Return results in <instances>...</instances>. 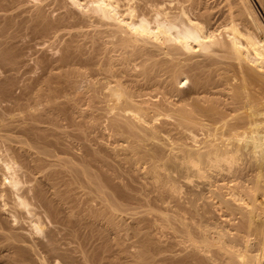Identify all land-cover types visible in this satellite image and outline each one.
<instances>
[{"label":"bare ground","instance_id":"6f19581e","mask_svg":"<svg viewBox=\"0 0 264 264\" xmlns=\"http://www.w3.org/2000/svg\"><path fill=\"white\" fill-rule=\"evenodd\" d=\"M14 1L0 0V69L18 70L24 36L65 43L58 65L36 59L43 74L19 97L11 77L0 81V264H127L129 253L130 264H264V24L250 0H225L224 16L208 0H39L23 19ZM102 120L137 160L173 169L171 212L145 185H116L121 171L107 150L106 160L91 147L90 163L62 143L66 126L85 141ZM98 161L100 174L90 168ZM149 174L152 185L161 180ZM125 208L140 247L125 250L126 263L125 237L111 238ZM150 215L178 242L153 241ZM91 244H120L123 262L103 263Z\"/></svg>","mask_w":264,"mask_h":264},{"label":"rangeland","instance_id":"374dc122","mask_svg":"<svg viewBox=\"0 0 264 264\" xmlns=\"http://www.w3.org/2000/svg\"><path fill=\"white\" fill-rule=\"evenodd\" d=\"M15 1H16V4H15ZM14 1V4H15V6L14 7H16V8H13V10H15V13L17 12L18 14H20V16H19V18L21 17L22 19H23V17H29L30 15H29V13L31 12V9L33 10L34 9V7L38 4H40L41 2H39V0H15ZM37 1V2H36ZM208 2V5H210L211 4V7L215 10H213V9H211V10H213V12L215 13L216 12V14L218 13V15L219 16H224V15H226L227 14V11H228V9H227V6H226V3H225V0H208L207 1ZM250 2H251V4H252V6H253V8L255 9V11H256V13H257V15L260 17V20L262 21V23L264 24V6H262L261 4V1L260 0H250ZM42 4V3H41ZM43 4H45V2H43ZM165 5V4H164ZM166 5H169V3L167 4L166 3ZM34 6V7H33ZM210 7V8H211ZM45 11H46V13H47V15L49 16V18H54L55 16H57V14L59 13L58 11H54L53 10V8H51V7H48V6H46L45 7ZM13 10H12V12H13ZM18 10V11H17ZM27 11H29V12H27ZM24 12V13H23ZM26 12V13H25ZM224 12V13H223ZM14 13V12H13ZM17 14V15H18ZM55 14V15H54ZM221 14V15H220ZM22 15V16H21ZM29 15V16H28ZM52 17H51V16ZM217 15V16H218ZM26 18H24V19H26ZM28 37V38H27ZM31 37V36H30ZM29 36H24V39L23 38H21V39H19V40H21V41H19V40H17V45H16V47H18L17 48V51H19V60H18V62H20V66L19 67H17V71H15V72H6V71H4V70H2V69H0V81H2L3 82V84L4 85H6L7 83H9V77H11L10 79H11V81L13 82V85L12 84H10V86H11V88H10V91L11 90H13V91H11L12 92V94L13 93H15V94H13V96L15 95L16 97H19L18 95H20V92L22 91V89L24 88V86L31 80V78H34V77H38L39 75H41V74H43L42 72L44 71L43 70V66H41L40 67V69H39V65H38V63H37V61H36V59H39V60H41V61H53L52 62V64H54V65H58L59 64V60H57V59H59V58H61L62 56L61 55H64V52H63V50H61V48L64 46V43H65V39L63 38L62 40L61 39H59V38H55V37H53V38H51V37H49V38H45V39H42L41 40V38H43V37H39L38 36V38H37V36L35 37V36H32L31 37V39H29L30 38ZM26 38V39H25ZM33 38V39H32ZM27 40V41H26ZM61 40V41H60ZM23 41V42H22ZM29 41V42H28ZM64 41V42H63ZM27 42V43H26ZM63 42V43H62ZM22 43V44H21ZM40 43V44H39ZM63 45H62V44ZM34 44V45H33ZM25 45V46H24ZM34 48H33V47ZM23 47H25V48H23ZM61 47V48H60ZM59 48V49H58ZM20 49H21V51H20ZM24 49V50H23ZM30 50V51H29ZM36 50H38V51H36ZM32 51V52H31ZM24 52V53H23ZM29 52V53H28ZM39 52V53H38ZM63 52V53H62ZM62 53V54H61ZM22 56H21V55ZM26 54V55H25ZM60 54V55H59ZM31 55V56H30ZM46 55H48V57L46 56ZM59 55V56H58ZM46 56V57H45ZM21 57V58H20ZM42 58V59H41ZM44 58V59H43ZM56 58V59H55ZM21 60H22V64H21ZM24 61V62H23ZM45 61V62H46ZM55 62H56V64H55ZM46 63H48V62H46ZM36 64V65H35ZM38 65V66H37ZM23 66V67H22ZM29 66V67H28ZM31 66H32V68H31ZM26 67V68H25ZM35 67V68H34ZM36 67H38V68H36ZM42 68V69H41ZM36 69V70H35ZM23 70V71H22ZM27 71V72H26ZM41 71V72H40ZM3 72V73H2ZM4 72H6V73H4ZM25 72V73H24ZM31 72V73H30ZM35 72V73H34ZM8 73V74H7ZM19 73V74H18ZM39 73V74H38ZM4 74V75H3ZM14 76H12V75ZM25 76H24V75ZM38 74V76H36ZM21 75V76H20ZM32 75V76H31ZM3 77V78H2ZM8 77V78H7ZM12 77H13V79H12ZM6 78H7V80H6ZM19 80H18V79ZM28 78V79H27ZM24 79V80H23ZM13 80H15V81H13ZM18 81V82H17ZM22 81V82H21ZM28 81V82H27ZM2 82H0V89L4 86L3 84H1ZM5 82V83H4ZM15 82V83H14ZM25 83V84H24ZM21 84V85H20ZM10 86H8V87H10ZM22 86H23V88H22ZM7 87V88H8ZM14 89H13V88ZM15 88H17V89H15ZM22 88V89H21ZM16 90V91H15ZM18 94V95H17ZM3 105V104H2ZM3 106H6V104L4 103V105ZM104 120V119H103ZM101 121V125H99V127H95V128H93L92 130H90L89 131V133L87 134V135H90V136H86L87 137V139H85V141L84 140H80V141H84V143L83 142H79V140H77L76 138V136L74 137V136H72V134L73 135H75L74 134V130H71L72 129V127H67L66 126V131L67 132H69V134H70V137L72 138H69V136H68V139H67V137L62 141V143H65L64 144V146H66V147H68L69 146V148H70V152L74 155L76 152H77V150H78V154H81V153H84L85 152V155H86V157L84 156V155H81L82 156V158L83 159H87V157L89 156V154H87L86 153V151L89 153V151H94V149H91V147L92 148H95V152H101V153H99V155L101 154V155H105V154H109V153H111V154H109V156H107L106 157V155H105V159L107 160V158L109 157L110 159L111 158H113V156H115V158H113V159H109L108 161H106L107 162V164L108 165H110L109 164V161H110V163L112 162V165H113V163H115L113 166H114V169H115V166L116 167H118L119 168V170L118 171H121V172H118V175H119V173H120V175H119V179H120V181H119V179H117V178H114L115 179V183H116V181L117 182H119L118 184L116 183V185H119V184H121V185H119V187L120 188H124V187H122V186H130V187H132V188H141V187H143V188H145V186H146V188L145 189H150L151 191V193H153V195L151 194V195H149L150 197H147L148 199H151V197L153 196V198L159 193V197H166L167 196V199L166 198H163V199H165L164 201H165V203H164V205L162 204V206L161 207H163L162 209H164L167 205H168V207H169V209L167 208H165L166 209V211H164V213H166L167 211H169V210H171L170 209V207H173V192H174V190H173V188H175L178 184L177 183H175V178H176V176H175V172L173 171V169L172 168H170L169 166L167 167V166H165L164 164H163V162H161V161H159V160H157L156 162H155V160L153 161V160H149V159H147L146 161L148 162H146L145 161V159L144 160H137L138 158H136L135 156H133V154H129V152L128 151H124L123 149H125V148H122V147H125L126 146V144L128 143V141H127V139L126 140H124V141H127V142H124L123 143V141H122V139L120 140V135L118 134V133H115V132H113V131H111L109 128H108V126H107V124H106V122L107 121ZM106 120V119H105ZM159 124V123H158ZM103 125V126H102ZM70 128V129H69ZM97 128V129H96ZM71 130V131H68V130ZM74 129V128H73ZM94 131V132H93ZM72 133V134H71ZM76 133V132H75ZM91 133V134H90ZM93 133V134H92ZM106 133V134H105ZM94 135V136H93ZM162 135H164V136H166L165 137V142L168 144V145H170V144H172L171 142H172V140H170L171 139V135L170 136H168V135H166V134H162ZM94 138H93V137ZM117 136V137H116ZM164 136H163V139H164ZM73 137L75 138V139H73ZM93 138V139H92ZM122 138H124V137H122ZM67 140H68V142H67ZM72 140V141H71ZM71 143H70V142ZM75 141V142H74ZM89 141V142H88ZM122 141V142H121ZM72 142H73V144H72ZM85 142H87V143H85ZM99 142H100V146H99ZM111 142V143H110ZM68 143V144H67ZM70 143V144H69ZM74 143H76V144H74ZM91 145L90 146V148H89V144ZM92 143V144H91ZM93 143H95V144H93ZM68 146H67V145ZM79 144V145H78ZM104 144V145H103ZM118 144V145H117ZM72 145H73V147H72ZM77 147H76V146ZM81 145V146H80ZM101 145H103V146H101ZM110 145V146H109ZM128 145V144H127ZM79 146V147H78ZM84 146H85V148H88V150H85L84 149ZM71 147H72V149H71ZM75 147V148H74ZM81 147H83V148H81ZM80 148V149H79ZM97 148V149H96ZM111 148H112V150H111ZM120 148V149H119ZM146 148H148V147H146ZM170 148V151L172 152V151H174L175 152V150H173L172 148H171V146L169 147L168 146V149ZM81 149H83V150H81ZM89 149H91V150H89ZM107 150V151H105V150ZM172 149V150H171ZM79 150H81V151H79ZM100 150V151H99ZM111 150V151H110ZM121 150V151H120ZM76 151V152H75ZM102 151H103V153H102ZM74 152V153H73ZM97 152V153H98ZM107 152V153H106ZM126 152V153H125ZM171 152H169V150H168V153H170L171 154ZM174 152H172V153H174ZM71 153H70V156H68V154L67 155H63L62 157H71ZM76 153V154H77ZM112 153H114V154H112ZM74 155V156H77V158H81L80 157V155L78 156V154L77 155ZM116 154V155H115ZM100 155V156H101ZM129 156V157H128ZM133 156V157H132ZM104 157V156H103ZM132 159H131V158ZM134 157H135V159H134ZM128 158V159H127ZM85 159V160H86ZM104 159V158H103ZM104 159V160H105ZM135 161H134V160ZM81 160V159H80ZM90 160V157H88V159H87V161H85V162H90L89 161ZM113 160V161H112ZM123 160H125V162L123 161ZM130 160V162H128ZM150 162H149V161ZM101 161V160H100ZM133 161V162H132ZM143 163H142V162ZM99 162V161H98ZM96 163V162H93L92 164H91V166H93L94 164H101V162H99V163ZM138 164H137V163ZM139 162H140V164H139ZM155 162V163H154ZM91 163V162H90ZM89 163V164H90ZM154 163V164H153ZM160 163V164H159ZM125 164V165H124ZM147 164V165H146ZM152 164V165H151ZM156 164V165H155ZM97 165H95V166H97ZM102 165V164H101ZM101 165H98V166H100V169H98V166L96 167L97 169H95L94 167H91L90 166V168L92 169L93 168V170L95 171V172H98L99 174H100V172H101ZM108 165H106L107 166V168L106 167H103L104 168V170L103 171H108L107 169H108ZM112 165H110L111 167H113ZM118 165V166H117ZM132 165V166H131ZM141 165V166H140ZM146 165V166H145ZM148 165H149V167H150V165H151V167L149 168L148 167ZM153 165H155L154 167H153V169H152V166ZM126 166V167H125ZM135 166V167H134ZM139 166V167H138ZM127 167H129V168H127ZM132 167V168H131ZM156 167V170H158V171H156L154 168ZM124 168V169H123ZM126 168V169H125ZM143 168V169H142ZM148 168V169H147ZM129 169H133V170H130V172H129ZM99 170H100V172H99ZM115 170H117V169H115ZM128 172H127V171ZM152 170H155V172H156V174L158 173V174H161V175H158L157 174V176H160L159 178L155 175V172L154 171H152ZM163 171L162 173H161V171ZM102 171V172H103ZM149 173H153L158 179L157 180H159V179H161V180H159L158 182H156L154 185H152L153 183H154V180L155 179H150V175H152V174H149ZM136 172V173H135ZM167 172V173H166ZM108 173V172H107ZM140 173V174H139ZM142 173H144V174H142ZM163 173H165V174H163ZM109 174H111V171L109 172ZM131 174V175H130ZM142 175V176H141ZM143 175H145V176H143ZM148 175V176H147ZM164 175H166V176H164ZM171 175H173L172 177H170ZM153 176V175H152ZM163 176V177H162ZM139 177V178H138ZM143 177V178H142ZM146 177V178H145ZM171 179H170V178ZM144 178H145V180H147V181H145L144 180ZM152 178V177H151ZM166 178V179H165ZM122 179V180H121ZM124 179V180H123ZM134 179V180H133ZM140 179H142V180H144L145 181V183H144V181H142V180H140ZM131 180H132V182H131ZM138 180V181H137ZM150 180H153V183H150V182H152V181H150ZM164 180V181H163ZM168 180V181H167ZM114 181V180H113ZM134 181L135 182H137V183H134ZM139 181L141 182V183H139ZM148 181H149V183H148ZM163 181V183L161 184V182ZM158 183V184H157ZM114 184V183H113ZM141 184V185H140ZM143 184V185H142ZM157 184V185H156ZM159 184L161 185V186H159ZM169 184V185H168ZM174 184V185H173ZM145 185V186H144ZM148 185H150V187L148 186ZM174 187H173V186ZM136 186V187H135ZM138 186V187H137ZM157 187V188H152V187ZM158 186H159V188H160V190L158 189ZM165 186V187H164ZM169 188H168V187ZM170 186H172V187H170ZM163 187V188H162ZM166 189V190H163V189ZM154 189L155 190H157V191H154ZM161 190H163V191H161ZM170 192H169V191ZM173 191V192H172ZM157 192V193H156ZM162 194H161V193ZM164 192V193H163ZM165 192H166V194H165ZM154 193H156V194H154ZM171 193V194H170ZM167 194H170V196L169 195H167ZM160 195H162V196H160ZM165 195V196H164ZM172 195V196H171ZM172 197L171 199H172V201L170 202L171 204H172V206H171V204L170 203H168V204H166L167 202H169L170 201V198L169 197ZM158 197V198H159ZM159 199H161V198H159ZM158 199V200H159ZM163 199H162V201H163ZM160 202V201H158L157 202V206L160 204V203H163V202ZM153 202H155V200L153 201ZM152 202V204H154ZM123 203H124V206H126V202H124L123 201ZM94 204H95V201H94ZM170 204V205H169ZM95 205H97V203L95 204ZM161 205V204H160ZM154 206V205H153ZM127 207V206H126ZM158 207H160V206H158ZM158 207H156V203H155V209H158V212H156V214H159V213H163V210H161L162 212H160V208H158ZM124 211H125V215H124V213L122 212V214H123V217H127L126 215L128 214V210H127V208H125L124 209ZM128 211V212H127ZM169 212H171V211H169ZM133 213V212H132ZM131 214V213H130ZM136 216H139V218H142V217H140L141 216V214H139V215H136ZM155 216V215H154ZM154 216H148V218H150L149 219V221H150V223L148 222V225H146V226H148L149 228H150V226L152 225H154V227H156V228H154V227H151L150 229L149 228H146V226H145V228H144V230L146 229H148V231L147 232H149L150 230V233H152V234H150L151 235V238L152 237H154V238H152L153 239V241H155L156 243H158V244H162V242H163V244H167V243H169L170 244V242L172 243L173 241H174V239L178 242V240L174 237V235H172L173 234V232H171V231H173V230H171L170 231V229L168 230V228H165L166 230H164V227L162 226L161 228H158L159 227V221L157 220V215L154 217ZM128 217H130V216H128ZM127 217V218H128ZM152 218V219H151ZM129 220V218L127 219V222H125L124 223V225L127 227V224L129 223L130 224V222H131V218H130V220ZM153 220H156V221H153ZM125 221H126V219H125ZM127 223V224H126ZM153 223V224H152ZM123 225V227L124 228H126L125 226ZM150 225V226H149ZM49 226V225H48ZM53 226V227H52ZM160 226H161V224H160ZM52 227V228H51ZM50 229H54L55 228V226L54 225H50V227H49ZM122 229L121 228V230H120V232L118 231V233H116L115 235L114 234H111V238L113 239V237L114 236H117L119 239H120V237L119 236H121L120 234H122L123 235V237L122 238H124L125 237V240H123L122 238V242H123V246H124V248L122 247V245L120 246L121 247V249H123L124 250V254L123 253H121L120 252V250L121 249H119L118 248V252H116V250H114V249H116L117 248V246H119L120 244H117V245H114V246H110V250H112L111 252H110V250L108 251V250H106L105 249V247H104V249L102 250L101 249V247H102V245L101 244H91L90 245V248H94L95 246H96V248H99L100 246V250L99 249H97L98 251H96L97 253L100 251V253H99V255H100V257L102 258H104L102 261H103V263L104 262H107L108 263V261H106V260H109V261H111V262H115L116 260H118L117 259V257L116 256H118V258L120 259L121 257H122V255L121 254H123V256L124 257H122V259L123 258H125V259H127V253H129V252H132V253H134V251L136 252V250L135 249H140V247H139V245H137L136 244V240H135V236L133 237V235H131V234H133L132 232H131V230L129 231V228L127 227L126 229ZM142 228H143V226H142ZM156 229V230H155ZM160 229V230H159ZM143 230V231H144ZM162 230V231H161ZM158 231V232H157ZM166 231V232H165ZM123 232H125V233H123ZM131 232V233H130ZM146 232V231H145ZM163 232V233H162ZM156 233H157V235H156ZM160 233V234H159ZM162 233V234H161ZM164 233H166V234H164ZM169 235H168V234ZM155 236H154V235ZM113 235V236H112ZM119 235V236H118ZM129 237H128V236ZM162 237H160V236ZM167 235V236H166ZM174 238H172L171 236ZM117 237H114V238H117ZM170 237L172 238V239H170ZM161 240H160V239ZM164 238V239H163ZM131 239V240H130ZM163 240H165V241H163ZM168 240L170 241V242H168ZM128 241V242H127ZM130 241V242H129ZM135 241V242H134ZM175 241V242H176ZM121 242V243H122ZM127 246H126V245ZM175 244V243H174ZM64 245V244H63ZM68 245V243L67 244H65V247ZM97 245L99 246V247H97ZM137 245V246H136ZM69 246V249L71 250V251H74L75 250V248H74V246L76 247V250L78 249L77 248V246L76 245H68ZM132 246H134V248L132 247ZM64 246H62V248H65ZM74 249H73V248ZM113 247V248H112ZM116 247V248H115ZM138 247V248H137ZM68 248V247H67ZM95 248V249H96ZM103 248V247H102ZM112 248V249H111ZM68 249V250H69ZM94 249V250H95ZM128 250V251H126L125 252V250ZM75 250V251H76ZM122 250V251H123ZM130 250V251H129ZM73 252V255H74V257H78V255L80 256L81 254H80V252ZM105 251H108L107 253L105 252ZM137 251H139V250H137ZM104 252V253H103ZM119 252H120V255L121 256H119L118 254H119ZM74 253H76L77 255H75ZM106 253V254H105ZM111 255H110V254ZM115 253H117V254H115ZM156 253H158V252H156ZM104 254V255H103ZM108 254V255H107ZM113 254V255H112ZM114 254H115V256H114ZM103 255V256H102ZM129 255H131V256H129ZM129 257L131 258V260L133 259V257H132V254H130L129 253ZM158 257V254L157 255H155V257ZM116 259H115V258ZM156 257V258H157ZM107 258H109V259H107ZM110 258H113V260L112 259H110ZM130 258H128L127 260L131 263V260H130ZM121 260V259H120ZM134 260V259H133ZM119 261V260H118ZM122 261V260H121ZM123 261H124V263H126V260H124L123 259ZM122 261V262H123ZM127 261V262H128ZM128 262V263H129ZM127 263V264H128ZM129 263V264H130ZM155 263V262H154ZM152 264V263H151ZM157 264V263H156Z\"/></svg>","mask_w":264,"mask_h":264}]
</instances>
